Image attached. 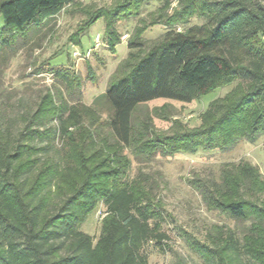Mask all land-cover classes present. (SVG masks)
Instances as JSON below:
<instances>
[{
	"label": "trees",
	"instance_id": "1",
	"mask_svg": "<svg viewBox=\"0 0 264 264\" xmlns=\"http://www.w3.org/2000/svg\"><path fill=\"white\" fill-rule=\"evenodd\" d=\"M76 1L0 0L1 60ZM148 3L123 0L119 6L138 14ZM169 5L170 0H162L153 22L165 26L161 37L149 41L141 34L145 28L135 29L127 55L94 105L80 99L69 104L53 85L33 112L21 116V125L9 129L0 122V264H147L145 244L161 251L169 247L162 231L165 209L156 197L162 175L141 167L131 175L125 150L146 162L155 154L228 151L239 140L254 143L264 135V0H179L171 15ZM193 16L202 22L187 24ZM97 19L79 29V38ZM180 22L183 28L177 29ZM115 41L118 34L109 40L112 49ZM49 70L66 92L78 87L66 71ZM231 80L237 85L212 99L194 128L173 119L171 134H160L151 116H139L138 109L155 99L188 103ZM98 107L108 112L104 123L92 117ZM87 118L92 119L89 127L84 126ZM53 119L58 122L53 133L63 138L81 133L90 148L81 152L83 161L67 155L63 167L50 171L43 169L39 154L45 147L35 142L50 131H41L44 122ZM189 183L208 210L234 222L233 227L211 226L205 252L197 251L202 263L264 264L259 168L248 160L228 162L216 179L193 174ZM52 185L56 203L50 202ZM99 203L104 215L93 237L81 225ZM185 240L190 246L198 243Z\"/></svg>",
	"mask_w": 264,
	"mask_h": 264
},
{
	"label": "rangeland",
	"instance_id": "2",
	"mask_svg": "<svg viewBox=\"0 0 264 264\" xmlns=\"http://www.w3.org/2000/svg\"><path fill=\"white\" fill-rule=\"evenodd\" d=\"M122 1L77 0L51 18L46 25L32 31L26 41L20 40L17 51L5 61L1 60L0 56V122L4 126L14 129L21 125V116L33 112L40 96L48 88L54 89L53 85L61 90L63 98L69 104L80 99L87 105H94L92 101L105 91L117 64L127 55V41L135 29L145 28L141 34L149 41L161 37L165 26L153 22L162 0H149L138 14L134 9L120 7ZM178 1L170 0L168 15L178 7ZM97 16L98 19L85 32H81L79 38V29ZM200 22V18L193 16L187 24ZM178 24L180 26L177 29H182L183 24ZM2 25L3 19L0 16V27ZM117 34L119 42L115 41L112 49L109 40ZM51 68L55 71H66L73 78L78 84L73 93L66 92L63 83L50 72ZM236 85L237 80L227 83L225 81L214 91L188 103L155 99L138 109L139 116H151L154 131L160 134H171L173 119L180 120L189 129L194 128L201 124V114L208 103L214 98L224 96ZM54 100L56 102V96ZM99 110V113L92 117H99L98 121L104 123L108 112L106 109ZM90 119H85V127H89L92 121ZM57 124L56 119L45 121L41 131L50 128L49 134L43 133L42 139L35 142L36 145L45 147L44 153L39 152L45 163L44 170H59L63 167L67 155L78 162L83 161L81 152L89 151L90 148V145L85 144L81 133L73 134L72 138H63L58 132L53 133ZM125 153L131 158V175H134L139 167L155 174L160 172L162 175L156 197L161 199L165 209L162 231L169 237V247L161 251L150 242L145 244L143 253L146 254L147 264H203L199 255L205 252L204 247L208 243L207 232L211 226H234V222L227 219L225 214L206 208L197 191L189 183L193 174L216 179L220 167L225 163L248 160L259 168L264 177V135L254 143L239 140L228 151L197 150L194 153L177 152L170 156L155 154L146 162L141 157L134 158L129 150H125ZM56 192L57 187L52 185V203L59 200ZM103 211L104 205L99 203L88 214L81 229L97 237ZM186 238L198 243L190 246Z\"/></svg>",
	"mask_w": 264,
	"mask_h": 264
},
{
	"label": "built area",
	"instance_id": "3",
	"mask_svg": "<svg viewBox=\"0 0 264 264\" xmlns=\"http://www.w3.org/2000/svg\"><path fill=\"white\" fill-rule=\"evenodd\" d=\"M104 215V214H103Z\"/></svg>",
	"mask_w": 264,
	"mask_h": 264
}]
</instances>
